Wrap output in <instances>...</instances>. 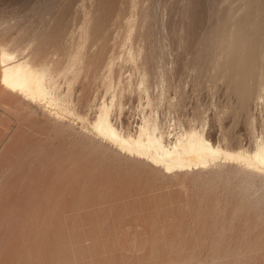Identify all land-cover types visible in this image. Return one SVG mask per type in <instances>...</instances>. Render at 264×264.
<instances>
[{"label":"rangeland","instance_id":"obj_1","mask_svg":"<svg viewBox=\"0 0 264 264\" xmlns=\"http://www.w3.org/2000/svg\"><path fill=\"white\" fill-rule=\"evenodd\" d=\"M102 21L107 38L93 42ZM263 23L264 0H0V49L21 56L31 45L50 92L35 103L0 80V264H264V186H246L235 165L244 160L223 155L164 174L124 156L90 123L116 92L118 125L133 127L144 110L165 139L195 125L214 144L251 154L264 137L261 92L236 111V95L211 73L220 49L232 66L260 50ZM143 59L155 62L154 74Z\"/></svg>","mask_w":264,"mask_h":264},{"label":"bare ground","instance_id":"obj_2","mask_svg":"<svg viewBox=\"0 0 264 264\" xmlns=\"http://www.w3.org/2000/svg\"><path fill=\"white\" fill-rule=\"evenodd\" d=\"M136 6V5H135ZM262 6V5H261ZM136 9V8H135ZM86 11V10H85ZM86 13V12H85ZM85 15L88 16V15ZM229 13V12H228ZM227 13V14H228ZM89 14V13H88ZM108 14V13H107ZM153 14V12H152ZM132 15V14H131ZM133 16L135 17L134 13H133ZM132 16V17H133ZM85 17H83L85 19ZM91 16H89L90 18ZM227 17V15H226ZM230 17V16H229ZM256 17V16H255ZM88 18V17H87ZM87 18H86V21H87ZM120 18V17H119ZM83 19V20H84ZM130 19V18H129ZM132 19V18H131ZM230 18H228L229 20ZM244 19V18H243ZM89 20V19H88ZM91 20V18H90ZM87 21L86 23L90 22ZM122 20V19H121ZM124 20V19H123ZM128 18L126 19V23L127 22ZM152 20V19H151ZM150 20V21H151ZM233 19H231L230 21L232 22ZM10 21V20H9ZM85 21V20H84ZM84 21L81 20V23L83 24ZM130 21V20H129ZM134 21L136 20H133V23ZM132 22V20H131ZM137 22V21H136ZM227 22V21H226ZM246 22V20H245ZM103 23V26L100 28V30L98 31V33H93L92 35V40L93 42H97V41H100L102 38H107V32H108V29H109V22L108 21H102ZM131 23V25L133 24ZM145 23V22H144ZM149 23V22H148ZM224 23V22H223ZM234 22H232L231 25H233ZM237 23V21H236ZM235 23V24H236ZM256 23V22H255ZM90 24V23H89ZM88 24V25H89ZM264 24V23H263ZM130 25V24H129ZM135 25V23H134ZM139 25V24H138ZM145 25V24H144ZM227 25V24H225ZM231 25H230V28H231ZM85 26V25H84ZM84 26H82L81 28H84ZM73 27V26H72ZM78 27H80L79 25L76 27V29H79ZM86 27V26H85ZM89 28V26H87ZM137 27V26H136ZM225 26H223L224 28ZM235 27V26H234ZM251 27V26H250ZM261 27V26H260ZM131 28V27H130ZM135 28V26H134ZM226 28V27H225ZM1 29V28H0ZM63 29V27L61 28ZM76 29L74 31H76ZM128 29V28H127ZM133 29V28H131ZM142 29V28H140ZM252 29V28H251ZM71 30V29H69ZM73 30V29H72ZM81 30V29H80ZM79 30V31H80ZM87 32L89 29H87ZM134 30V29H133ZM223 30V29H222ZM231 30V29H230ZM1 31V30H0ZM44 31V30H43ZM73 31V33H74ZM79 31H76L75 33H78ZM132 31V30H131ZM137 31V29H136ZM140 31V30H139ZM148 31V30H147ZM255 31V30H254ZM264 31V30H263ZM67 32V31H66ZM71 32V31H70ZM83 34L84 30L81 31ZM130 32V31H129ZM133 32V31H132ZM230 32V31H229ZM2 33V32H1ZM85 33V32H84ZM131 33V32H130ZM141 32H139L140 34ZM151 33V32H150ZM231 33V32H230ZM230 33L227 35L230 36ZM236 33V32H235ZM248 33V32H247ZM253 33V32H252ZM251 33V34H252ZM70 34V33H69ZM63 35V34H61ZM77 35H80V32L79 34ZM75 35L77 38L78 36ZM131 35V34H130ZM133 35V33H132ZM138 35V34H137ZM261 36V34H259ZM85 36V34L83 35ZM141 36V34H140ZM34 37V36H33ZM66 37V35H65ZM69 37V35L67 36ZM70 41H72V37H73V34L71 36L70 34ZM132 37V36H131ZM157 37V36H156ZM81 38V37H80ZM87 38V37H86ZM86 38H82V39H85ZM88 38H89V35H88ZM87 38V39H88ZM130 38V37H129ZM138 40L140 41L143 40V43H141L142 45V48L144 47V37L141 36V38L138 36ZM228 38V36H227ZM262 38V37H261ZM61 39V37H60ZM65 39V38H64ZM148 39V38H147ZM264 39V38H263ZM13 40V39H12ZM79 38L74 40L76 42H78ZM84 40V41H85ZM137 40V41H138ZM154 40V39H153ZM222 40V39H221ZM231 40V39H230ZM253 40V38H252ZM32 41V39H31ZM63 41V40H62ZM65 41V40H64ZM83 41V42H84ZM88 41V40H87ZM7 42H10V40H8ZM18 42V41H17ZM15 42L17 45H19V43ZM29 42V41H28ZM67 42V40H66ZM69 42V40H68ZM82 42V43H83ZM142 42V41H140ZM6 43V42H5ZM14 43V44H15ZM37 43V42H36ZM65 43V42H64ZM229 43V41L227 42V44ZM231 43V42H230ZM8 44V43H7ZM23 45V43H21ZM31 44V43H29ZM32 44H35L32 43ZM66 44V43H65ZM76 43H71V45L68 43L66 44V48L70 45V47L73 49V47L75 46ZM81 44V43H80ZM86 44V43H85ZM83 44V45H85ZM136 44V43H135ZM139 44V43H137ZM158 44V43H157ZM226 44V45H227ZM2 44H0L1 46ZM4 45V44H3ZM11 45V44H10ZM21 45V46H22ZM26 48L29 47L30 49V46H26V44H24ZM28 45V44H27ZM79 45V43H78ZM133 45V44H132ZM131 45V46H132ZM77 46V45H76ZM87 46V44H86ZM86 46L84 50H86ZM140 46V44L138 45ZM224 46V45H223ZM229 46V45H228ZM15 47V45H14ZM23 46V48H25ZM60 47V46H59ZM79 47V46H77ZM82 47V46H81ZM130 47V46H129ZM148 47V46H147ZM9 48V47H8ZM7 48L6 44L5 46H2L1 49H0V80L2 82V84L9 90L11 91H14V92H17L19 94H21L20 96H22L23 98H25V100H30V101H38L40 99H46L48 98V95L50 94V92H48L47 90V87H46V77H45V74L40 72L33 64L32 60H34V56L36 55L37 56V53L34 55V56H30L31 54H29L30 52H33L32 49H27L26 52L23 51L20 52L22 53L21 56H19V54L17 52H14V51H10L9 49ZM25 48V49H26ZM32 48V46H31ZM34 48V47H33ZM70 48V50L72 51V49ZM225 48V47H224ZM260 48V47H259ZM35 49V48H34ZM76 49V48H75ZM82 49V51H84ZM132 49V48H131ZM145 49V48H144ZM226 49H228V47H226ZM230 49V48H229ZM14 50V49H13ZM18 50V49H17ZM16 50V51H17ZM23 50V49H22ZM29 50V51H28ZM66 50V49H65ZM78 51V48L76 49ZM80 50V49H79ZM146 50H149L146 48ZM151 50V48H150ZM220 56L218 58V60H215L214 61V64H212V69L215 68V70H213V72L211 73V80L213 79V81H215L216 79H220L222 81H224L227 85V87H229L228 89L230 91H232L236 97H237V101H238V107L236 105V108L235 110L236 111H242L244 109H246L248 107V104L250 102V100H252V98H255L253 97V95L256 93V91L259 89V91L261 92H258L260 93V96L261 98L264 100V72L262 69L260 68H263L264 69V46L262 45V48L258 51L257 50H253L254 52L251 54L250 58H245L244 60H240L239 62H237V64L235 66H232V64L230 63H227L225 60H226V53L220 49ZM225 50V49H224ZM71 51H68L69 53ZM92 51V50H90ZM37 52V51H35ZM86 52V51H85ZM147 52V51H146ZM151 52V51H150ZM155 52V51H154ZM153 52V53H154ZM227 52V51H226ZM241 52V51H240ZM76 54V51L74 52ZM73 52H72V55H75ZM244 53V52H243ZM80 54V53H79ZM81 54L83 55V53L81 52ZM85 54V53H84ZM97 54V53H96ZM145 55V54H144ZM239 55V54H238ZM154 56V55H153ZM32 57V58H31ZM73 57V56H72ZM70 57V58H72ZM78 57V56H77ZM79 57H81L79 55ZM83 57V56H82ZM146 57V56H144ZM143 57V58H144ZM162 57L164 56H161V59ZM210 57V56H208ZM149 58H152V57H149ZM80 59V58H78ZM147 59V57L145 58V60ZM159 59V60H161ZM228 59V58H227ZM71 60V59H69ZM75 60V59H74ZM144 60V59H143ZM142 62L144 63L143 67L144 69L148 72H151L152 74H154L153 72L155 71L154 68L156 69L157 68V65H155V62L153 61V63L151 64H147L146 62L148 61H143ZM148 60V59H147ZM158 60V61H159ZM213 60V59H212ZM48 61V60H46ZM45 61V62H46ZM73 60H71L72 62ZM79 61V60H77ZM96 61V59H95ZM101 61V60H100ZM106 61V60H105ZM41 63L43 61H40ZM70 62V61H69ZM108 62V61H107ZM150 62V61H149ZM209 62V61H208ZM50 63V62H49ZM77 63V62H76ZM75 63V64H76ZM93 63V62H92ZM142 63V64H143ZM157 63V62H156ZM38 64V63H37ZM47 63H45V66H46ZM70 64V63H69ZM105 64V63H104ZM107 64V63H106ZM89 65V64H88ZM93 65V64H92ZM150 65V66H149ZM238 65V66H237ZM50 66V65H49ZM74 66V65H73ZM197 66V65H196ZM259 66V67H258ZM51 67V66H50ZM90 67V66H89ZM257 67L258 69H260L259 71L257 70ZM95 69V68H94ZM211 69V70H212ZM162 71V70H161ZM210 73V72H209ZM110 74V73H109ZM161 75V73H159ZM53 76V75H52ZM158 76V75H157ZM210 76V75H209ZM50 77V76H49ZM156 77V75H155ZM161 77V76H160ZM158 77V78H160ZM163 77V76H162ZM110 78V77H108ZM165 78V77H164ZM163 78V79H164ZM107 79V78H106ZM106 79L104 81H106ZM156 79V78H155ZM111 80V79H109ZM154 80V79H153ZM51 81V80H50ZM55 81V80H54ZM157 81V80H156ZM159 81V80H158ZM210 81V80H209ZM106 82H109V81H106ZM105 82V83H106ZM111 82V81H110ZM109 82V84H110ZM114 82V81H113ZM112 83V82H111ZM107 84V83H106ZM108 84V85H109ZM116 84V83H115ZM118 84H119V81H118ZM117 84V85H118ZM105 85V84H104ZM112 85V84H111ZM111 85L109 86L111 88ZM211 85H213V82L211 83ZM106 86V85H105ZM57 87V86H56ZM148 87V86H147ZM53 88V87H52ZM108 88V87H107ZM116 88V87H114ZM143 88V86H142ZM109 89V88H108ZM106 89V90H108ZM145 89V88H144ZM143 89V90H144ZM110 90V89H109ZM114 91H117L114 89ZM229 91V92H230ZM110 91H108L109 93ZM52 93V92H51ZM107 93V92H106ZM107 93V94H108ZM149 93V92H148ZM55 94V93H54ZM59 94V93H58ZM105 94V93H104ZM112 94V93H111ZM115 93L112 94V97L110 99L109 102H105V101H100L101 103H98L96 106H95V110H94V114H93V117L90 121L92 127H93V130L97 133L98 136L102 137L105 139V141H108V143L110 142L111 144L114 145V147L116 149H118V151H120L121 153L124 152L126 153L128 156L129 155H133L134 158L137 157L136 160H138V158H143L145 159L147 162H149V164H151L153 167H155L157 169L160 168V172H172L173 174L176 173V172H182V171H189V170H193L194 168H199L201 166H204L208 163H211V161H214V164H215V160L220 158L221 159V156L228 158V157H231V158H234L233 161L235 159H238L239 161H242L244 160V162L242 163L241 162V166L239 168V164H237L235 161V165H238L237 169L242 172V174L245 175V179L247 180L246 181V186L249 184H252L253 186L250 185V187H255V188H259L257 187V183L258 181L260 183L258 184H262L264 186V137H262L260 139L261 136H259V139L260 141L256 140L257 143L255 144V148H253L254 150L251 152V154H249V152L251 151V147L253 145V142H252V145H251V149L248 148V149H244L246 147H243V152L247 151L250 149V151L248 152V155L247 153L246 154H242L241 152H239L240 150H242V148H239L240 149L239 151H236L237 149L234 150H231V149H234V148H224V147H221V145L218 143L214 144L213 141L211 142L210 139L208 138V136H206L204 134V132L201 130L202 127L200 129H196L194 126H189L188 129H181L178 134L175 136V139L174 140H170L169 138L165 139V136L167 135H164L166 133H164V130L162 129V123L161 125H159V119H158V116H154V115H150L148 114L147 112H145L144 110H142V115L140 117V120L139 122L135 123V125H133V127H130V124H125V126H123L121 123V125H118V123L116 124V122H114L113 118L112 117V111L114 109V100H115ZM257 95V93H256ZM254 95V96H256ZM74 96V95H73ZM103 96V94H102ZM117 96V95H116ZM259 96V94H258ZM257 96V98H259ZM110 97V96H109ZM149 97V96H148ZM234 97V96H233ZM54 98V97H52ZM50 97V103L52 102V99ZM108 98V97H107ZM56 99V98H55ZM74 99V98H73ZM117 99V98H116ZM151 99V98H150ZM101 100V99H100ZM106 100V99H104ZM108 100V99H107ZM174 100V99H173ZM263 100H261L263 102ZM63 101L64 99L63 98H60L58 100V103L63 106ZM40 102V101H39ZM38 102V103H39ZM49 102V101H48ZM55 102V101H54ZM94 102V101H93ZM121 102V101H120ZM147 102V101H146ZM36 103V102H35ZM116 103V101H115ZM118 103V102H117ZM95 104V103H94ZM122 104V103H121ZM120 104V105H121ZM168 104V103H167ZM264 104V103H263ZM33 106V105H32ZM48 106V105H47ZM51 106V105H50ZM67 106V105H66ZM119 106V105H118ZM52 107V106H51ZM143 107H146V106H143ZM142 107V108H143ZM261 107V106H260ZM60 108V107H59ZM93 108V107H92ZM120 111L121 109L123 108V106H120ZM234 108H232V110H234ZM61 109V108H60ZM71 109V108H69ZM153 109V108H152ZM118 110V109H117ZM149 110V109H148ZM167 110V109H166ZM168 111V110H167ZM65 112V111H64ZM115 112V111H114ZM238 113V112H237ZM233 114V113H232ZM242 114V113H241ZM121 115V114H120ZM250 115L253 117V115L250 113ZM119 116V115H118ZM237 116V115H236ZM90 117V118H91ZM167 117V116H166ZM171 117V116H170ZM52 118V117H51ZM58 118V117H57ZM169 118V117H168ZM248 118V117H247ZM254 118V117H253ZM121 119V118H120ZM252 118L250 117L249 121L251 120ZM177 120V119H176ZM236 120V119H235ZM129 121V120H128ZM184 121V120H183ZM253 122V119L251 120ZM250 121V122H251ZM249 122V123H250ZM251 122V124H253ZM169 123V122H168ZM196 123V122H195ZM175 124V123H174ZM245 125V124H244ZM135 126V128H134ZM172 126V125H171ZM250 126V124H249ZM252 126V125H251ZM79 127V126H78ZM166 127V126H164ZM253 127V126H252ZM171 128V127H170ZM74 129V128H73ZM233 129V128H232ZM250 129V128H249ZM253 129V128H252ZM78 130V129H76ZM163 130V131H162ZM217 130V129H216ZM254 130V129H253ZM75 131V129H74ZM250 131V130H248ZM166 132V130H165ZM169 132V131H168ZM167 132V133H168ZM173 132V131H172ZM252 132V131H251ZM229 133V132H228ZM169 134V133H168ZM95 135V136H97ZM170 135V134H169ZM84 136V135H83ZM173 136V135H171ZM99 137V138H100ZM223 137V136H222ZM252 136H251V141H255V139L252 140ZM255 138V137H254ZM257 138V137H256ZM229 139V138H228ZM223 140V139H222ZM107 143V142H106ZM236 143V142H235ZM227 145V144H226ZM249 145V146H250ZM112 146V145H111ZM113 147V148H114ZM242 147V146H241ZM236 148V146H235ZM230 149V150H229ZM117 152V151H116ZM118 153V152H117ZM116 153V154H117ZM122 153V154H124ZM120 154V155H122ZM126 154H124V156H126ZM132 156V157H133ZM133 158V159H134ZM142 161H145L143 160ZM219 159V160H220ZM228 160V159H227ZM230 160V158H229ZM141 161V162H142ZM145 162V164L147 163ZM219 163V162H218ZM148 164V165H149ZM217 164V163H216ZM243 164V165H242ZM147 165V164H146ZM209 165V164H208ZM221 165V164H220ZM226 166V165H225ZM228 166V165H227ZM208 167H211L210 165L205 167V168H208ZM214 167V166H213ZM217 167V166H216ZM219 167V166H218ZM202 168V167H201ZM200 170V168L198 169ZM206 170V169H205ZM211 170V169H210ZM223 170V169H222ZM238 170L237 173L239 172ZM157 171H159L157 169ZM203 171V170H202ZM159 172V173H160ZM200 172V171H199ZM198 172V173H199ZM208 172V171H207ZM236 173V172H235ZM234 174V173H233ZM240 174V172H239ZM176 175V174H175ZM181 175V174H180ZM243 175V176H244ZM174 176V175H173ZM197 176V175H196ZM218 176V175H217ZM235 176V174L233 175ZM237 177V176H236ZM235 177V178H236ZM242 177V175L239 177V179ZM178 178V177H177ZM194 178V177H193ZM200 178V177H199ZM244 178V177H243ZM242 178V180H243ZM198 179V178H197ZM239 183L241 181L238 180ZM184 182V181H183ZM181 181V183H183ZM209 182V181H208ZM206 183V182H205ZM244 183V182H243ZM180 184V182H179ZM197 184V183H196ZM240 185H243L242 183ZM239 185V186H240ZM187 186V185H186ZM236 186V185H235ZM238 184L236 187H239ZM183 187V186H181ZM185 187V186H184ZM183 187V188H184ZM244 187V185H243ZM248 187V186H247ZM262 187V186H260ZM186 188V187H185ZM213 188V186H212ZM254 188V190H255ZM239 190L242 189L241 188H238ZM245 188H243L244 190ZM264 188H262L263 190ZM185 190V189H184ZM246 190V189H245ZM250 190V189H249ZM260 190V189H259ZM258 191L256 190L255 194L259 196V192L261 193V191ZM238 191V190H237ZM242 190L239 191V195ZM252 191V188L251 190ZM264 191V190H263ZM254 192V191H253ZM252 193V195H254ZM238 193V192H237ZM247 193V191L245 192ZM250 193V194H251ZM264 194V193H263ZM261 195V194H260ZM248 196V194H247ZM245 197L246 199L248 197ZM251 196V195H250ZM255 196V195H254ZM264 197V196H263ZM262 197V198H263ZM255 198H257L255 196ZM260 198V197H259ZM256 202H260V201H256ZM264 202V201H262ZM262 202H260L262 204ZM259 204V203H258ZM264 204V203H263ZM218 231V230H217Z\"/></svg>","mask_w":264,"mask_h":264}]
</instances>
